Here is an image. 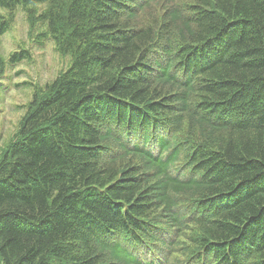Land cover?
<instances>
[{"label":"trees","instance_id":"16d2710c","mask_svg":"<svg viewBox=\"0 0 264 264\" xmlns=\"http://www.w3.org/2000/svg\"><path fill=\"white\" fill-rule=\"evenodd\" d=\"M41 1L72 60L0 155V264H264V0L0 8Z\"/></svg>","mask_w":264,"mask_h":264},{"label":"rangeland","instance_id":"374dc122","mask_svg":"<svg viewBox=\"0 0 264 264\" xmlns=\"http://www.w3.org/2000/svg\"><path fill=\"white\" fill-rule=\"evenodd\" d=\"M162 3L166 1L159 2ZM200 3L201 0L175 2L184 12L192 11L193 6ZM51 7L47 1H41L12 9L0 8V15L8 21L7 31L0 35V155L17 133L33 94L44 93L46 85L71 63V54L58 49L48 30V22L41 18V14ZM153 9L160 17L163 7L156 3ZM21 50L28 51L29 59L12 63L11 55ZM185 134L183 131L181 137L184 138ZM196 134L202 138L198 131ZM141 244L146 247L145 241ZM134 250L138 257L142 256L141 247ZM177 250L171 255L173 264H185V254L191 255L192 249L180 245Z\"/></svg>","mask_w":264,"mask_h":264}]
</instances>
